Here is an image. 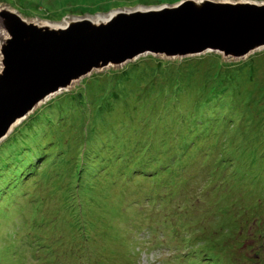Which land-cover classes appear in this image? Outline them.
<instances>
[{"label":"rangeland","instance_id":"1","mask_svg":"<svg viewBox=\"0 0 264 264\" xmlns=\"http://www.w3.org/2000/svg\"><path fill=\"white\" fill-rule=\"evenodd\" d=\"M179 1L0 4L63 23ZM160 148L178 166L152 182L131 161L147 173ZM0 264H264V48L146 54L40 103L0 141Z\"/></svg>","mask_w":264,"mask_h":264},{"label":"water","instance_id":"2","mask_svg":"<svg viewBox=\"0 0 264 264\" xmlns=\"http://www.w3.org/2000/svg\"><path fill=\"white\" fill-rule=\"evenodd\" d=\"M264 48V2L181 0L63 23L0 4V141L42 102L92 72L150 54L216 53L238 61Z\"/></svg>","mask_w":264,"mask_h":264},{"label":"trees","instance_id":"3","mask_svg":"<svg viewBox=\"0 0 264 264\" xmlns=\"http://www.w3.org/2000/svg\"><path fill=\"white\" fill-rule=\"evenodd\" d=\"M216 124H219V122L216 121V120H214V121L211 122L210 127H212V126H214V125H216ZM164 151H166V152H168V151L171 152L172 149L169 148V149H167V150H163V149L160 148V151L158 152V154H157L156 156H152V158H151V161H153V162H155V160H156V163H155V164L160 163L159 167L154 166V167H153L149 172H147V173H145L143 170H141V171H142L141 173H143L144 176H151V177H152V179H151L152 182H156L155 174L164 173V174H166V176L169 177V175H167V174L172 173V172H173V169H177L178 164L175 163L173 166H171V164H172V158H170V159L167 160V161H165V160L162 159V158H158V157L160 156L159 154L164 153ZM212 153H213V152H212ZM212 153H209V154L206 153V154L203 156L204 159H205V161H203V163H205V162L209 163V162L212 160ZM177 160H179L178 157L175 158V161H177ZM222 161H223V160H222ZM222 161H220V162H222ZM221 164H222V163H221ZM223 164H224V162H223ZM136 167H137L138 170H140V167H144V165H137ZM215 170H217V168H215ZM127 174H128V172H127ZM207 179H208V178H207ZM69 205H70V208L73 207V204H69ZM75 207H76V205H75ZM258 228L261 229L262 226H258ZM36 240H39V239H36V238H35V241H36ZM32 243H34V242L31 241V244H32ZM33 248L36 250V249H37V244H36ZM47 253L50 254L48 250H47ZM42 259H43V257H40V263H42V262H41ZM48 262H49V261H46L45 263H48Z\"/></svg>","mask_w":264,"mask_h":264},{"label":"clouds","instance_id":"4","mask_svg":"<svg viewBox=\"0 0 264 264\" xmlns=\"http://www.w3.org/2000/svg\"><path fill=\"white\" fill-rule=\"evenodd\" d=\"M206 154V153H205ZM204 154V155H205ZM131 163H134V165L135 166H137V165H144V161H143V154H141V153H138L135 157H134V159L131 161ZM225 164V163H224ZM132 166V168H131V170L130 171H128V174L129 173H133L134 172V170H135V166ZM143 167H140V170H138L137 172H142L141 170H143L142 169ZM127 170H128V168H127ZM171 192L169 191V193L167 194V200H170L171 199ZM155 202H156V200H155ZM155 202H154V204L153 205H155ZM69 207H70V205H69ZM70 212H71V214H74L76 217H78V215L76 214V213H74L73 211L74 210H71V208L69 209L68 207H66ZM73 208V207H72ZM177 214H179V216H181L182 214H180V213H177ZM162 216H163V221L164 222H166V223H168V220H171V221H173V220H176V217L175 216H172V215H170L169 213H168V208L166 209V211L165 212H163L162 213ZM33 220H36V219H33ZM168 229H169V223H168Z\"/></svg>","mask_w":264,"mask_h":264}]
</instances>
